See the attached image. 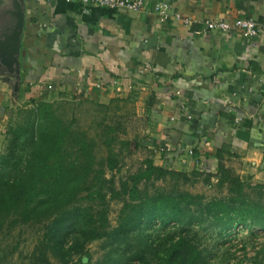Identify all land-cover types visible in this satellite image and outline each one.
I'll return each mask as SVG.
<instances>
[{
  "label": "crops",
  "instance_id": "crops-1",
  "mask_svg": "<svg viewBox=\"0 0 264 264\" xmlns=\"http://www.w3.org/2000/svg\"><path fill=\"white\" fill-rule=\"evenodd\" d=\"M143 1L133 11L25 0L21 90L13 102L0 84V142L15 112L33 102L118 100L133 103L144 120L135 146L156 165L217 173L222 161L242 180L264 185V35L247 39L203 24L263 21L264 0ZM159 3L191 24L160 21ZM7 4L0 0V29Z\"/></svg>",
  "mask_w": 264,
  "mask_h": 264
},
{
  "label": "trees",
  "instance_id": "trees-1",
  "mask_svg": "<svg viewBox=\"0 0 264 264\" xmlns=\"http://www.w3.org/2000/svg\"><path fill=\"white\" fill-rule=\"evenodd\" d=\"M32 106L25 115L22 109L15 112L6 131V149L0 153V232L42 225L35 264H54L49 253L61 264L83 263L89 257L88 246L96 241H105L104 257L97 264H215L216 245L210 247L201 240L193 232L196 227L215 231L220 241L217 248H223L230 256L228 263L235 264V229L264 231V185L242 180L222 161L217 173H210L199 168L191 172L168 169L148 158L118 187L104 169L118 170L114 137L105 141L106 163L98 164L93 138L73 130L52 102ZM123 145L132 147L130 142ZM202 176L208 185L216 180L219 196L181 189ZM158 182L172 183V189H162ZM114 200L123 206L112 227L108 204ZM155 225H175L180 233L156 236L149 231ZM75 257L80 259L75 262Z\"/></svg>",
  "mask_w": 264,
  "mask_h": 264
},
{
  "label": "rangeland",
  "instance_id": "rangeland-1",
  "mask_svg": "<svg viewBox=\"0 0 264 264\" xmlns=\"http://www.w3.org/2000/svg\"><path fill=\"white\" fill-rule=\"evenodd\" d=\"M75 98V96L72 97L71 95L59 96V98L55 96L51 102L54 104L58 116L67 124H71L73 130L85 132L87 137L96 141L95 156L98 164L106 163L109 147L105 141L110 137H114L113 148L119 161L118 170L111 171L106 166L104 169L106 177L110 178L113 176L119 187V183L124 177L137 172L143 167V162L151 157L149 152L135 146V143L139 142L142 136L145 122L137 114L133 103H123V101L116 100H112L109 103L79 101ZM32 107L21 108L23 115H25L26 110L32 109ZM124 142H130L132 147L126 148L123 145ZM6 146V140L0 142V153L5 151ZM194 178L191 179L188 185L182 186L181 189L193 194H203L207 197L220 195L221 191L216 186L217 182L215 179L211 182V185H208L204 181V176ZM157 186L162 189H172V183L158 182ZM122 206L123 203L121 201H109L108 219L112 227H115L118 223ZM154 227L150 228L149 231L156 236L164 237L167 234L180 233V228L175 227V225H169L166 228H162L160 225H155ZM236 230L233 232L235 242L233 253L236 256L234 263L257 264L255 260L262 263L264 260V231H260L258 228H244L241 233H237ZM193 232H198L201 240H205L210 247L216 245L215 253L217 258L215 264H229L227 257L230 256L224 253L223 248H217L220 241H218L219 238L214 237L216 235L215 231L212 232L196 227ZM42 236L43 227L39 224L21 225L16 228L3 230L0 232V264H35L40 256L39 249ZM104 243L105 241L91 243L87 248L89 257L85 258V262H80V264H97L103 259L105 254ZM243 243L246 244L245 251L242 250ZM49 255L52 263L61 264L51 253ZM119 256V253L118 255L115 254L114 258L117 259ZM79 259V257H75L74 261L76 262Z\"/></svg>",
  "mask_w": 264,
  "mask_h": 264
},
{
  "label": "water",
  "instance_id": "water-1",
  "mask_svg": "<svg viewBox=\"0 0 264 264\" xmlns=\"http://www.w3.org/2000/svg\"><path fill=\"white\" fill-rule=\"evenodd\" d=\"M7 24L0 29V84L16 102L21 90V41L25 26V0H8Z\"/></svg>",
  "mask_w": 264,
  "mask_h": 264
},
{
  "label": "built area",
  "instance_id": "built-area-1",
  "mask_svg": "<svg viewBox=\"0 0 264 264\" xmlns=\"http://www.w3.org/2000/svg\"><path fill=\"white\" fill-rule=\"evenodd\" d=\"M68 2H73L75 0H66ZM83 5H95L110 9H129L133 11H141L145 8V3L143 0H79ZM155 14L158 16L159 20L162 22L167 21L171 17L175 20L183 22L184 25H190L191 20L189 18H184L180 13L173 12L171 7L167 4L159 3L155 6ZM204 24V30L207 31H219L223 33L229 32H239L245 38L251 39L264 35V20L258 21L253 18H239L233 21H222L213 20L206 21ZM190 155L193 151L189 152ZM237 233L240 232V228H237Z\"/></svg>",
  "mask_w": 264,
  "mask_h": 264
},
{
  "label": "flooded vegetation",
  "instance_id": "flooded-vegetation-1",
  "mask_svg": "<svg viewBox=\"0 0 264 264\" xmlns=\"http://www.w3.org/2000/svg\"><path fill=\"white\" fill-rule=\"evenodd\" d=\"M0 15H2V13H0Z\"/></svg>",
  "mask_w": 264,
  "mask_h": 264
}]
</instances>
